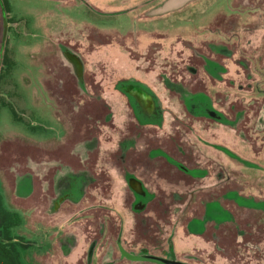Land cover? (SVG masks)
Returning <instances> with one entry per match:
<instances>
[{
  "label": "rangeland",
  "instance_id": "rangeland-1",
  "mask_svg": "<svg viewBox=\"0 0 264 264\" xmlns=\"http://www.w3.org/2000/svg\"><path fill=\"white\" fill-rule=\"evenodd\" d=\"M8 3L24 120L0 107V185L24 264H264V0Z\"/></svg>",
  "mask_w": 264,
  "mask_h": 264
},
{
  "label": "trees",
  "instance_id": "trees-1",
  "mask_svg": "<svg viewBox=\"0 0 264 264\" xmlns=\"http://www.w3.org/2000/svg\"><path fill=\"white\" fill-rule=\"evenodd\" d=\"M1 3L4 12H9L10 7L8 0H1ZM15 63L16 62L14 59V54L6 44L4 47L2 68L0 70V107H9L12 110L14 118L16 120H24L23 116L18 113L16 106H14L13 103L9 102L3 94L4 90H6V84L9 83V81L11 80L10 76L15 66ZM61 68L65 69L64 67H62V65L58 66L55 70L51 69L53 79L47 78L45 82V88L52 98H59L54 97L58 93L54 94L51 90L52 87L56 89L63 88V82L61 81L62 75L60 74V72H62ZM66 72L69 73L68 71ZM57 73H59L58 76ZM2 81L4 83H2ZM51 82L54 83L53 86L50 85ZM21 215L22 214L20 210L11 207L6 203L0 185V264H24L21 258V250L26 249L28 246L27 243L24 242L23 237L18 233L14 232V229L19 225L20 220L22 219ZM141 256L145 257L147 255Z\"/></svg>",
  "mask_w": 264,
  "mask_h": 264
},
{
  "label": "water",
  "instance_id": "water-1",
  "mask_svg": "<svg viewBox=\"0 0 264 264\" xmlns=\"http://www.w3.org/2000/svg\"><path fill=\"white\" fill-rule=\"evenodd\" d=\"M179 1H185V0H176V3H178ZM128 256H131L134 259H147V260H151V261H155L158 263H163V264H188V263H184L182 261H178V260H172V259H166L163 257H158V256H151V255H147V256H134V255H129L127 253ZM144 257V258H143Z\"/></svg>",
  "mask_w": 264,
  "mask_h": 264
}]
</instances>
